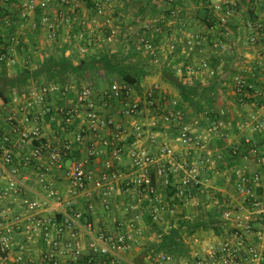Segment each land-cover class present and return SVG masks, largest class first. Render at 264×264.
<instances>
[{"label": "crops", "instance_id": "0c3cea01", "mask_svg": "<svg viewBox=\"0 0 264 264\" xmlns=\"http://www.w3.org/2000/svg\"><path fill=\"white\" fill-rule=\"evenodd\" d=\"M82 1L86 0H79V11H72L75 15L72 23L61 20L63 24L56 32V38L49 39L45 30L39 26L40 36L44 37L47 43H57V46L77 36L76 43L79 42V35L83 31L88 38L89 35L92 36L93 34H89L91 31L88 25H80L81 19L92 23L94 16L92 8L87 2L86 5L81 3ZM132 1L124 0L128 4ZM136 1L139 2V0ZM184 1L159 0L160 6L169 10L168 14L147 12L146 15H141V19H138L140 16L138 14L131 17L129 24L138 27L137 35L140 37L147 35V38L153 40L157 53L154 58L138 39L139 51L146 58L141 61L151 68L142 85L146 80L156 77L157 84L148 87L145 91L154 90V86L158 88L154 90L156 102L151 105L146 101L144 88L140 92L132 86L133 98L136 97L142 104V110L137 115H129L124 111L126 101H132V97L129 99L123 96L114 97L109 100L108 105H102L105 89L103 85L105 84H97V81L93 83L86 81L81 87L75 82L68 87L46 92L40 91V85L32 83L26 96L12 93L8 101L0 96V141H4L3 137L8 139L6 144L11 148L13 155L11 164H3L0 161L5 170L9 172L0 176V233L9 237L7 249L0 253V264L3 262L4 264H9V262L11 264H51L46 260V253L49 250L54 251V257L60 264L74 259L76 264L83 256H96L93 248L89 246L87 220L92 224L94 231L106 230L115 235L120 233L130 235L132 249L128 255L132 259L142 261L152 251L149 249V244L156 242L158 228L169 227L171 224L177 225L179 214L183 213L189 217L203 212L209 215L222 210L223 220L220 228L199 230L192 236L195 244V248L190 252V258H192L195 252L202 251L207 245L218 243L219 240L229 236L235 228L231 219L223 218L224 210L233 208L248 214L252 209L249 204H243L239 194L238 184L243 176L251 177L258 174L261 186L257 194L263 195L264 163L258 162L257 157L250 150L234 157L233 168L222 169L220 164L227 161L226 156L230 146L237 144L244 149L250 146L246 142L247 139L257 144L260 155L264 157V101L262 104L243 103L242 106L228 107V103L233 102L234 99L235 86L231 88L230 85L233 86L232 80L235 76H240L247 83L252 84L255 93L264 100V93L259 91L264 84V61L260 58V53L264 49V0H235L237 17L245 20L240 26L243 27L244 35L247 39L249 38L248 48L241 46L237 42L240 38L235 39L237 34L230 32L227 28L233 14L227 17L226 22L222 23L218 19L216 23L209 26L196 17L198 9L202 6V0H191L194 2V15H188L187 10L190 8L185 4L187 0ZM117 2V0H112V3L107 5L109 15L107 16L111 19L110 24H114V28L117 29L118 37L122 32L121 15L124 14L121 12L119 14ZM216 4H222V0H210L209 6L213 8ZM56 7L53 9L54 12L64 9L63 6L59 8L56 5ZM172 11L176 13L172 14ZM13 12L17 21L22 20L27 25L25 30L16 24L13 34H7L6 41H9V46H11L10 53L15 52L17 58L15 65L17 66L23 60V53H21L22 58L20 53H17V48L19 51L23 50L19 45L23 43L29 49L30 44L37 42L38 38L34 41L29 39L30 33L35 31L36 12L26 19L18 18L15 9ZM253 19L260 21L263 25L258 32L256 43L250 41L253 32L246 27V22ZM101 20H103L100 28L102 30V27L105 28L108 25L107 23L105 25L104 18ZM146 21L154 26L146 29ZM100 29L96 28L95 33L97 31L99 33ZM63 35L65 38L62 40ZM192 36L201 42L188 45L187 39ZM59 38L61 40L58 42ZM231 39L235 43H231ZM217 43L224 44L225 48L222 50L216 47L214 44ZM89 52L91 48L84 53L80 51V54L84 55ZM205 62L207 63L205 68L194 73L186 71V75L206 84L217 82L223 87L230 84L228 87L231 91L226 86L224 89L227 92L225 91L222 96L227 103L226 109L219 104V106L215 105L224 116L220 122L222 125L214 128V126L199 123L198 119L193 117L194 110L191 106H186L184 119L182 117L168 119L167 115L173 112V105L168 94L160 93L163 87L166 91L167 88L171 89L169 83L160 79L163 66L172 64L179 70L180 68L186 69L188 65L194 66ZM214 64L217 68L216 72L213 69ZM233 73L236 74L234 77ZM215 74L217 76L213 78ZM112 82L122 83L124 81L112 78ZM85 86L93 89L98 116L101 119L111 118L114 125H103L98 122V125L94 126L91 122L88 107L79 100V91ZM171 93L175 97L173 99H178L177 91ZM39 98L43 101L40 102ZM192 117L194 120H191ZM182 121L196 136L197 147L184 143L180 139ZM137 122L143 125L145 132L140 138L136 137L134 132V125ZM34 125H38L42 132L43 153L40 156L32 153L37 142L22 138L19 134V130L30 129ZM119 131L126 137L122 142L115 140V135ZM149 132L154 133L153 139L146 136H149ZM220 136L227 138L224 148L212 146ZM64 142L73 144V148L64 160L58 162L54 158L53 149L62 146ZM115 145L121 148L118 155L115 154ZM165 146L173 150L172 155H162L161 149ZM140 148H148L158 157L156 164L150 166V172H154L156 184L154 199H150L147 196V188L139 185L135 180L141 171L133 165L132 154ZM187 148L197 150L199 153L197 159L201 158L199 162L202 161L204 164L198 171L200 183L196 187L182 184L183 178L187 175L182 165L187 161L181 156ZM204 159L206 163L209 162L207 165ZM74 160H81L92 176L84 189L76 191L68 175L69 167ZM194 162L197 161L193 160ZM190 163L191 161L188 162ZM161 166L169 168V173L159 175L157 170ZM13 168L15 172H12ZM175 168L177 170L173 171ZM103 174H107L108 178L101 186H97L95 181ZM12 176L15 180L13 187H11ZM45 198L48 202H44ZM67 200L72 202L73 209L82 212L83 219L78 226L74 227L73 232L65 231L60 234L56 222L59 212L55 205ZM147 200L150 201L148 208L152 213L156 207L165 205L159 218L156 220L153 218L156 223L154 228L147 226L142 216V209L147 210V205L145 206ZM32 201H39L40 206L31 209L29 203ZM42 219L50 220L48 235H46L45 228L38 225V221ZM261 223L256 231L247 233L246 237L249 244L263 249L264 240L260 235L263 234L264 229H261ZM149 231H153V236L151 232L147 234ZM206 233L210 238L204 240L201 235ZM55 240L59 242V245L53 248L52 242ZM76 241H79V245H76ZM76 246L80 250L78 256L74 251ZM190 258L180 256L176 259L179 264H190L186 261Z\"/></svg>", "mask_w": 264, "mask_h": 264}, {"label": "built area", "instance_id": "2783aa9c", "mask_svg": "<svg viewBox=\"0 0 264 264\" xmlns=\"http://www.w3.org/2000/svg\"><path fill=\"white\" fill-rule=\"evenodd\" d=\"M14 3L16 8V16L20 19H26L31 14L35 13L38 8L41 9V20H40V27L45 30L46 34L48 35L49 39L56 38L57 30L60 26L61 20H64L67 23H72L75 19L72 18V11L75 8L80 6L79 0H3L4 3L6 2ZM97 8V13L94 15L92 23H89V20L81 19L80 23L82 26L88 25L90 28L92 36L87 34L83 31L79 35V50L84 53L89 49L90 43L92 40L99 42V35L102 34L104 29H100L101 27V20L100 18H104L105 25L109 26L110 18L107 16V5L112 3V0H94ZM65 4V5H64ZM56 5L61 8L59 12H54L53 9L57 8ZM235 0H222V4L214 5V11L218 14V19L222 23L226 22L227 17L232 15L235 12ZM224 6V7H223ZM175 11H172V14H175ZM220 13V14H219ZM7 24H11V19L6 18ZM89 21V22H88ZM8 25V26H9ZM154 25L147 21L145 22V28L150 29ZM262 23L257 21L256 19L249 20L246 22V27H248L253 33L250 36V41L252 43L257 42L258 32L262 27ZM96 28L100 29L99 33L96 32ZM107 32L106 37H104L103 41L110 43L117 37V29L114 27L105 28ZM13 33H10L12 35ZM140 37L141 45L148 51L150 54L154 56L157 55L155 45L152 39L147 38V35H142ZM7 39V38H6ZM78 40V39H77ZM9 43V41H6ZM201 41L196 39L194 36L187 39L188 45H196L199 44ZM216 47L221 48L222 50L225 48L224 44H214ZM1 47V45H0ZM11 46L8 45L7 51H3L0 53V60H5L7 66H12L17 62V58L15 57V52L10 53ZM1 49V48H0ZM14 49V48H13ZM13 51V50H12ZM260 58L264 61V49L260 53ZM207 66V63H202L199 65H188L186 67V71L188 73H194L196 71H200ZM182 72L180 68L178 70ZM234 83L237 86H244L248 84L244 79L240 76L234 77ZM103 90V104L108 105L109 100L123 96L126 99L133 98L132 96V86L128 83L122 82H112L111 84H105ZM56 88H61L58 84H51V85H40V91L46 92L48 90H53ZM260 93H264V84L261 86L259 90ZM146 101L154 105L156 102V96L154 90L149 89L145 91ZM149 96V99L147 97ZM42 102V99H38ZM79 100L86 104L89 110L88 116L91 119V122L95 125H98V122L102 123L103 125H114V121L111 118L108 119H101L98 116L96 108L97 103L93 97V89L90 86H85L80 89L79 91ZM141 105L139 100L134 97L132 101H126L125 103V113L129 115H137L141 112ZM168 119L174 118H181V114L179 112H172L167 115ZM222 124L219 122L217 123L214 128H218ZM134 132L136 137L140 138L145 133L143 130V125L140 123H136L134 125ZM19 134L22 138L30 139L31 141L37 142L35 148L33 150V154L35 156H40L43 153V146H42V132L38 125H34L32 128L22 129L19 130ZM146 135L148 138L153 139L154 133L149 132ZM180 139L182 142L187 144H194L196 142V136L189 130L187 127H183L179 133ZM4 141H0V161L3 164H11L12 162V151L11 148L6 144L7 138H4ZM126 139L125 134L121 133L120 131L116 133L115 140L122 142ZM79 140V139H78ZM247 143L250 144L249 150L254 156L257 157V161L260 163H264V157L260 155L259 148L256 143H251L250 139L246 140ZM118 145V144H117ZM115 145V154H120L121 148L120 146ZM73 148V144L69 142H64L62 146L53 149L54 158L60 162L66 158L71 152ZM162 155H172L173 150L169 147H163L161 149ZM158 157L154 155L148 148H140L134 151L132 154V161L133 165L141 171L139 177H137L136 183L139 185L147 187H151V172L150 166L156 164ZM199 161L194 163H184L182 165L183 168L186 169L187 175L183 178L182 184L184 186H198L200 180L198 178V171L200 170L201 164L199 165ZM185 165V166H184ZM0 176L4 175L5 173H9L5 170V168L0 163ZM178 168V166H177ZM175 168L173 171H176ZM169 168L166 166H161L158 168L157 173L159 175H164L167 172L169 173ZM12 172H15V169H12ZM69 179L71 182L72 187L76 190H82L85 188L87 182L92 179V176L89 174V171L86 170L84 163L81 160H74L68 170ZM12 184L11 187L14 186L15 180L14 177H11ZM107 174H103L101 178L95 181L97 186H101L104 181L107 180ZM166 183L168 179L165 180ZM261 186V179L258 174H254L251 177H242L241 182L238 184L239 194L243 204H249L252 209L249 211L248 214L243 213L241 210H234L226 209L223 212L224 219H231L234 224L235 228L229 234V236L221 239L218 243L207 245L203 251L195 252L192 255V264H264V248L260 249L257 246H253L248 243L247 240V233H251L256 231L259 228V224L261 223V229H264V192L262 196L257 194L258 188ZM153 190V189H152ZM155 192V189L153 190ZM44 202H48V200H44ZM43 202V203H44ZM106 202V200H104ZM40 206L39 201H32L29 203V207L31 209L37 208ZM58 212L62 213L64 216L63 221L58 224V232L64 233L65 231L73 232L75 226H78L82 219L83 215L82 212L79 210H75L72 208V202L67 200L65 202H60L55 205ZM165 209L164 205H160L156 207L152 213L153 218L156 220L159 218L160 212ZM57 221V220H56ZM39 227H44L46 235H48V226L50 225V220H39L38 221ZM87 233L90 237L89 246L93 248L96 253V256H89L91 258L98 257L100 258V262L103 264H179L176 257H173L171 254L164 252V251H150L147 257L142 261H136L129 257L128 253L132 249V238L130 235L126 233L120 234H112L107 232L106 230H98L94 231L92 228V224L87 220ZM261 239L264 240V232L260 235ZM9 244V237L6 234L0 233V253L7 249ZM59 242L57 240L52 242V247H57ZM76 245H79V241H76ZM75 254L78 256L80 254V250L76 246ZM55 253L52 250H49L46 253V260L51 264H60L58 259L54 257ZM98 255V256H97ZM75 260V259H74ZM74 260H71L65 264H75Z\"/></svg>", "mask_w": 264, "mask_h": 264}, {"label": "trees", "instance_id": "16d2710c", "mask_svg": "<svg viewBox=\"0 0 264 264\" xmlns=\"http://www.w3.org/2000/svg\"><path fill=\"white\" fill-rule=\"evenodd\" d=\"M159 0H139L138 12L140 15H146L148 9L151 14L164 12L168 14L167 9L161 8L158 3ZM89 7L92 8V13H97L96 4L93 0H86ZM126 6L128 3H125ZM202 6L198 9L196 17L200 18L207 25H212L218 21L217 14L210 5V0H202ZM65 5V4H64ZM14 3L11 1L4 3L0 0V53L8 49L9 43L6 38L9 33H13L16 26V17L14 16ZM80 7L75 8L74 11H79ZM126 8H123L125 10ZM119 12V11H118ZM74 18V13L71 14ZM94 17V16H93ZM6 18L11 19V24L4 21ZM102 18V17H101ZM100 18V20H101ZM41 9L36 10L35 31L30 36V40L34 41L40 31ZM79 20V19H78ZM81 21V20H80ZM103 21V20H101ZM220 23V22H219ZM61 23L60 25H62ZM158 24H161L158 22ZM9 25V26H8ZM80 25H82L80 23ZM160 26V25H159ZM114 27L110 24L105 28ZM101 28V27H100ZM105 28L102 27L103 32L100 36L99 43L105 44L103 41L106 37ZM60 30V27L58 28ZM57 30V31H58ZM8 34V35H7ZM140 36H138V39ZM78 39L72 37L69 42L56 46L49 50L46 54H40L37 58L31 54L29 49L21 43L19 47L24 50V57L22 63L17 65L13 72H10L5 60H0V96L8 101L10 94H18L22 96L28 95L29 87L32 83L36 85H51L58 84L61 87H68L72 83H78L79 87L86 81L91 83L97 81V84L111 83L112 78L124 81L133 86L137 91L141 92V85L144 78L150 73L147 64L143 61H133L135 55L140 52L139 46H132L129 51H113L110 48H98L94 52L80 54L79 45L76 43ZM91 47H89L90 49ZM231 57V56H230ZM229 57V58H230ZM215 65V64H214ZM216 72V65L213 66ZM183 74H179L178 69L172 64L165 65L162 68V80L172 85L178 90V99H172L173 111L179 112L184 119L186 106H191L194 110L193 115L198 119L199 123L209 126L222 122L224 116L220 110H217L215 105H221L226 109V102L222 99L225 93L224 87L217 84V82L202 83L196 78L186 75V69L182 68ZM236 74L233 73V77ZM216 74L214 77L216 78ZM253 82V81H251ZM149 99V96L147 97ZM263 98L255 93V88L248 83L244 86L234 87V99L228 103V107L232 105L242 106L243 103H263ZM217 103V104H215ZM158 104V103H157ZM140 105H142L140 103ZM218 105V106H219ZM183 121L180 123L181 128L187 127ZM1 132V131H0ZM227 143L226 136H220L212 146L217 148H224ZM249 151V146L243 148L237 144L230 146L227 153V161L220 164V167L233 168L234 157L239 153ZM151 187H147V196L154 199V189L156 188L154 172H151ZM153 189V190H152ZM150 201L145 202L146 208L142 209V216L147 226L155 227L156 223L153 221L152 211L148 208ZM164 205V204H162ZM165 206V205H164ZM168 208V206H167ZM223 209V208H222ZM221 211H218L208 216L199 213L197 215L185 216L183 213L179 214V219L176 224H171L169 227L161 226L158 228V236L155 243L149 244V249L152 251H164L171 254L173 257H188L191 252V237L199 230L215 229L217 230L222 225ZM64 219L62 213L57 214L56 222L60 224ZM76 264H103L98 257L83 256Z\"/></svg>", "mask_w": 264, "mask_h": 264}, {"label": "rangeland", "instance_id": "374dc122", "mask_svg": "<svg viewBox=\"0 0 264 264\" xmlns=\"http://www.w3.org/2000/svg\"><path fill=\"white\" fill-rule=\"evenodd\" d=\"M118 2H117V9L119 10V14H120V12L121 13H123L124 15H121L122 16V18H121V20H122V22H123V24L121 25V27H122V32H121V35L120 36H118L117 38H114V40L112 41V42H110V43H107V42H105V43H107V44H101V43H99V42H97V41H95L94 43H93V41L94 40H92L91 41V43H90V45L92 46L91 47V52H94V51H96L98 48H110L111 50H124V52H126V50L127 51H129L130 49H131V47L134 45V46H139L138 44V36L139 35H137V31H138V27L136 28V26H131V24H129V22H130V20H131V17L132 16H135L136 14H138V15H140L139 14V12H138V3H136L137 1L135 0H133L131 3H129L127 6H126V4H125V2H124V0H117ZM186 1V0H185ZM184 1V2H185ZM116 2V1H115ZM81 3H83V4H85L86 5V1H82ZM185 4H187L186 6L187 7H189L190 9H188L187 11H188V15H194V7H193V4H194V2L193 1H191V0H187V2H185ZM84 6V5H83ZM170 6V5H169ZM161 8H163L162 6H160ZM16 8H17V6H15L14 7V9L16 10ZM123 8H126L125 10H123ZM110 11H111V9H110ZM190 11V12H189ZM147 12H149V13H151V10L150 9H148L147 11H146V14H147ZM107 14H108V12H107ZM109 16V15H108ZM238 16V11L237 10H235V12L233 13V15H232V17H231V21H230V23L227 25V28L230 30V32H233L234 34H237L236 35V38L235 39H239L240 38V41H237V42H239V44H241V46H244V47H249V44H248V39H247V37L244 35V31H243V27L241 28V26L240 25H242V23L245 21V20H242L240 17H237ZM190 18V17H189ZM138 19H141V15L139 16V18ZM17 23V25L19 26V27H21V28H24L25 30H26V28H27V25H26V22H24V21H16ZM61 24V23H60ZM16 25V26H17ZM128 26H130L129 28H128ZM61 27H62V25H61ZM127 28V29H126ZM120 30V29H119ZM33 33H34V31H33ZM33 33H30V35H32ZM10 34V33H9ZM232 34V33H231ZM41 31H39V34H38V36H37V38H38V40H37V42H34L33 43V45L32 44H30V48H29V51L31 52V54H33L36 58H37V56L38 55H40V54H46L49 50H52L53 48H55L57 45V43H52V44H50V43H47L46 42V40H44V37L42 38L41 36ZM40 36V37H39ZM143 37V36H142ZM141 37V38H142ZM65 38V35H63V36H61V39L63 40ZM60 38L57 40L58 42L61 40ZM206 40V39H205ZM231 43H235V42H233V39H231ZM35 45V46H34ZM59 46V45H58ZM109 46V47H108ZM17 53H20V57L22 58V54L21 53H23V55H24V50H22V51H19L18 50V48H17ZM85 55V54H84ZM24 57V56H23ZM143 60V59H146L145 57H143V53L142 52H138L137 53V55H135V57L133 58V61H136V60ZM15 65V64H14ZM14 65H12V66H8V68H9V70H10V72H13V70L16 68V65L14 66ZM149 68V70L151 69L150 67H148ZM156 68V67H155ZM153 69V68H152ZM181 73V72H180ZM213 78H215V77H213ZM160 79H161V77H160ZM212 80V79H211ZM202 81V80H201ZM233 81V80H232ZM155 84H157V78L156 77H154L153 79H151V80H146L145 82H144V84L141 86V92H142V90H143V88H144V91H145V89H147L148 87H151V86H153V85H155ZM162 85V84H161ZM230 84H228V85H226L227 86V88L231 91V88L232 87H234V86H236V84L234 83V81H233V86L232 85H230V87H228ZM225 86V87H226ZM170 87H171V89H168L167 88V91L166 90H164L165 88L163 87V89H161V92L160 93H162V94H164L165 95V93L166 94H168L169 95V97H170V99H173V98H175L174 96H173V93H171V92H178V90H176V88H174L172 85H170ZM223 87V86H222ZM224 87V88H225ZM155 88L157 89L158 88V86H154L153 87V89L155 90ZM166 91V92H165ZM226 91V90H225ZM227 92V91H226ZM157 94V93H156ZM159 112V111H158ZM193 117H195V115H193ZM193 117H192V119L191 120H194L193 119ZM190 122V121H189ZM190 146V145H189ZM191 146H193V147H197L198 145L196 144V143H194V144H192ZM182 152V151H181ZM202 154V153H201ZM198 156H199V153H197V150L196 151H194V149L192 148V149H190V148H187L185 151H183V154H182V156H181V158L183 159V160H185V158H186V161H187V163L189 162V161H191V163H193V160H196L197 161V163H198V161L201 159V158H199V159H197L198 158ZM196 158V159H195ZM202 160V159H201ZM204 162H205V165H207L209 162H207L206 163V161H205V159L203 160ZM201 164V166H203L204 164H203V162L201 161L200 163H199V165ZM203 164V165H202ZM227 181V180H226ZM221 186V185H220ZM203 215H205V216H208L207 214H205L204 212H203ZM151 231H149V232H147V234L148 233H150ZM151 235L153 236V231L151 232ZM154 235H156V233H154ZM210 238V236L209 235H207V233L206 234H204V235H201V238L202 239H207V238ZM188 240L189 241H191L192 240V242H191V248L193 249V248H195V244L193 243V237L191 236V237H188ZM202 243H203V241H202ZM191 249V250H192ZM196 249H198V248H196ZM204 250V249H203ZM202 250V251H203ZM201 252V251H200ZM189 258H190V256H189ZM191 260H192V258H190V259H186V261L188 262L189 261V263L190 264H192L191 263ZM137 261V260H136ZM185 260H184V262H186ZM3 264H4V262H3ZM9 264H11V262H9Z\"/></svg>", "mask_w": 264, "mask_h": 264}]
</instances>
